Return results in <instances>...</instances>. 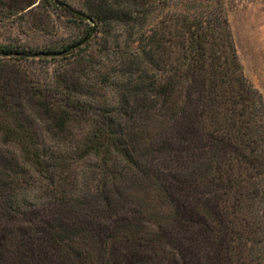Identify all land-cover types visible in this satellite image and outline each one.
I'll return each instance as SVG.
<instances>
[{
	"label": "trees",
	"instance_id": "trees-1",
	"mask_svg": "<svg viewBox=\"0 0 264 264\" xmlns=\"http://www.w3.org/2000/svg\"><path fill=\"white\" fill-rule=\"evenodd\" d=\"M73 13L98 51L0 41V264H264V98L221 0H85ZM129 168L142 180L96 223L44 208L58 185L85 206L98 171Z\"/></svg>",
	"mask_w": 264,
	"mask_h": 264
},
{
	"label": "rangeland",
	"instance_id": "rangeland-1",
	"mask_svg": "<svg viewBox=\"0 0 264 264\" xmlns=\"http://www.w3.org/2000/svg\"><path fill=\"white\" fill-rule=\"evenodd\" d=\"M221 2L226 11L243 73L264 98V0H221ZM36 3L38 6L31 9L28 7L19 12L0 9V41L10 39L38 48L49 44L74 43L75 49L83 53L95 52L102 47L99 39L94 37L91 22L73 13L85 12V0H37ZM66 7L70 10H66ZM87 38L90 40L85 43ZM124 45L119 43V49L124 50ZM114 57L115 60L119 59V56ZM115 60H103L106 70L114 65ZM41 64L42 61H39L26 68L34 76L32 73L35 71L38 73ZM15 89L17 95L23 97L22 89L19 86ZM103 92L105 95L101 99H108L112 95L109 85ZM135 120L138 123L139 117ZM142 165L144 167L145 162ZM82 172L83 170L79 172L80 180L83 177H81ZM33 176L37 178L35 173ZM142 178L143 173L135 168H129L117 176L100 170L96 185L86 194L88 201L85 206L79 205L74 197L62 196L59 191L63 186L58 185L44 208L56 214V218L65 223H96L104 213L107 201L112 204L118 200L125 201V185ZM136 189V186L131 188L134 192ZM133 199L137 204H141L140 198L134 196ZM146 224L149 229H154L149 222ZM162 264L165 262L163 261Z\"/></svg>",
	"mask_w": 264,
	"mask_h": 264
}]
</instances>
